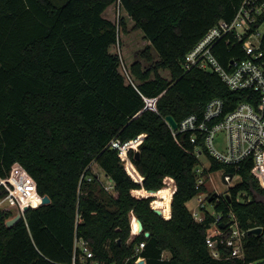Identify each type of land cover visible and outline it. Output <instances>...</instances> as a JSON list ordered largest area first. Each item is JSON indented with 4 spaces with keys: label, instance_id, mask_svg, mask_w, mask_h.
Wrapping results in <instances>:
<instances>
[{
    "label": "trees",
    "instance_id": "trees-1",
    "mask_svg": "<svg viewBox=\"0 0 264 264\" xmlns=\"http://www.w3.org/2000/svg\"><path fill=\"white\" fill-rule=\"evenodd\" d=\"M241 1L0 0V177L18 164L34 180L37 194L49 198L28 207L11 226L6 220L12 211L0 209V264H70L76 237L87 241L95 258L106 264H122L126 258L132 264L140 242L144 264L264 259V188L250 174V163L235 169L210 158L211 171L240 177L229 187V196L211 199L214 211L232 210L247 230L244 258H214L205 244L214 216L205 208L204 218L197 221L187 207L198 192L194 150L199 135L194 142L190 132L174 136L164 120L167 114L177 122L192 113L199 116L214 97L223 99L225 111L240 102L260 101L254 91L231 90L214 72L182 66L208 28L232 20ZM116 2L149 41L147 60L152 59L150 48L158 55L147 68L139 62L130 65L133 84L119 71V55L109 51L118 41V25L103 12ZM263 20L259 15L248 31ZM119 22L124 28L125 19ZM241 46L242 40L229 33L216 43L214 53L227 66L232 57L246 56ZM144 97H157L154 110L144 107ZM141 134L138 158L133 149L127 151L143 177L139 183L121 165L110 141L123 143ZM92 162L112 181L113 194L91 172ZM165 177L173 179L175 190L163 217L150 205L151 196L131 191L161 190ZM239 191L250 199L237 200ZM131 215L142 223L139 234L131 235ZM258 226L261 233H248ZM230 249L221 248L224 255Z\"/></svg>",
    "mask_w": 264,
    "mask_h": 264
},
{
    "label": "built area",
    "instance_id": "built-area-1",
    "mask_svg": "<svg viewBox=\"0 0 264 264\" xmlns=\"http://www.w3.org/2000/svg\"><path fill=\"white\" fill-rule=\"evenodd\" d=\"M259 15H264V0H242L232 20H219L209 27L205 34L186 53L182 62L185 70L197 67L216 73L231 90H250L261 95L260 101L256 105L250 102H240L228 111L224 110L223 99L219 97L211 98L206 102L201 115L189 114L180 122H177L176 130L170 128L174 136L176 132H190L192 142L195 141L196 135H199V147L196 146L194 150L198 158L194 167L195 187L198 189L194 196H196L197 205L192 211L190 210L193 218L197 221L204 218L205 204H211L213 207L214 203H211L209 199L218 202L223 197L229 196V187L240 179L238 174L219 170L226 189L224 191L218 190L213 183L212 173L215 171L210 170V158L232 165L235 169L240 168L243 163H250V174L264 188V52L261 49V37L264 33L261 26L264 24V20L256 30L248 31L251 25L257 21ZM229 33H232L238 41L242 40L241 47L246 56L244 58L232 57L225 66L214 53V46ZM244 36L246 37L243 39ZM125 77L127 82L133 84L130 74L126 73ZM144 100L145 108L155 109L157 97H144ZM220 132H224L225 138V144L221 145V149L215 145L216 136ZM143 136V134L138 135L123 143L117 139L110 141V146L118 150V155L123 160L124 167L125 161L129 159L127 156L128 149L138 150V145ZM129 162H131L130 159ZM15 165L19 166L18 164L13 166ZM19 167L23 172L16 174L11 168L6 177H0V209H16V214H20L22 217L25 211L24 208L36 207L37 204L33 205L29 201V195H37V193L34 180L21 166ZM138 177L139 180L136 182L141 183L143 177L140 174ZM209 183L210 186H208ZM111 187L113 189V184H111ZM140 189L138 191L150 195L147 194L149 191L143 188ZM27 190L28 193H26ZM142 196L137 195V197ZM245 196V191H239L236 199H250L249 195L247 198ZM151 206L156 209L154 204H151ZM211 214L215 219L210 224L205 237V244L210 255L214 258H244V237L247 230L240 225L236 214L232 210H228L225 214L215 211ZM161 215L166 217L162 212ZM132 217L130 218L131 235H136L140 232L133 227ZM220 223H223L224 226L220 227ZM223 245L231 248L226 255L221 250ZM143 246L144 242H140L135 247L136 257L132 264L145 263L144 257L139 254ZM164 256L166 254L162 253V257ZM76 257L79 264H106L103 260L95 258L87 241L77 237L74 240V252L70 264L76 263ZM128 259L126 258L122 264H128ZM247 264H264V259L250 261Z\"/></svg>",
    "mask_w": 264,
    "mask_h": 264
},
{
    "label": "rangeland",
    "instance_id": "rangeland-1",
    "mask_svg": "<svg viewBox=\"0 0 264 264\" xmlns=\"http://www.w3.org/2000/svg\"><path fill=\"white\" fill-rule=\"evenodd\" d=\"M103 16L114 21L118 25V41L111 45L109 48V51L112 53H116L120 57V66L119 71L123 75L125 81H126V73L130 74V65L134 62H139L143 68L149 67L154 61L158 59V55L156 51L153 48L148 49L150 52V55L152 57L151 60H147L146 58V47L149 46V41L144 37L143 32L138 29L134 28V22L126 15L125 11L120 7L119 3L116 2L115 4L109 5L104 13ZM125 19V25L124 28L119 22L120 19ZM261 30H264V24L261 26ZM160 74L166 78H170L169 72L166 69L159 70ZM132 77V75H130ZM133 78V77H132ZM135 81V80H134ZM221 135V138H220ZM216 147H219L221 149V145L225 144V138H224V132H220L216 136ZM218 140V141H217ZM90 170L91 172L97 177L100 185L110 194H113V189L111 187V184H113L105 175L103 170L100 168V166L96 162H92L90 164ZM125 168L126 171L132 176L133 179L139 180V173L136 172V168H134V165L129 162V159L125 161ZM13 171L16 174H19L23 172V170L15 165L12 167ZM24 174V173H23ZM212 179L213 183L220 191H224L226 189L225 184L223 183L220 175V171H215L212 173ZM210 186V183L208 184ZM29 188V187H28ZM174 181L171 177H165L164 178V186L161 188L159 193L157 195H146V193L142 191H138L137 189L132 190V194L135 196H151L153 199L150 203L153 204V201L155 200V208L159 207L157 209H160L161 212L164 214H168L170 211V200L171 196L174 192ZM94 192L98 195H102V192H100L97 188L94 189ZM142 192V195H141ZM28 193V190L26 191ZM37 193V192H36ZM37 198L33 196V194L29 195V201L33 203V205L42 204L44 196H40L37 194ZM157 196V197H156ZM264 199V198H263ZM39 203V204H38ZM35 205V206H37ZM197 200L196 196H193L188 202L187 207L189 210L192 211V209L196 208ZM205 208L210 212L213 213L214 209L211 204H205ZM13 216L16 215L17 210L12 209ZM12 216V217H13ZM132 217V216H130ZM135 224L138 223L137 221H134ZM166 254V252H165Z\"/></svg>",
    "mask_w": 264,
    "mask_h": 264
},
{
    "label": "water",
    "instance_id": "water-1",
    "mask_svg": "<svg viewBox=\"0 0 264 264\" xmlns=\"http://www.w3.org/2000/svg\"><path fill=\"white\" fill-rule=\"evenodd\" d=\"M164 120L166 121V123L169 125V127L171 129H173V130L177 129V126H178L177 121L175 120V118L171 114L165 115ZM138 156H139V151L135 150V158H138ZM121 165L124 166V163L122 162ZM149 191L154 192V190H149ZM209 200H211V199H209ZM48 201H49V198L47 196H44L43 203H47ZM24 209L26 210L27 208H24ZM154 210L157 214L161 215L160 209L156 208ZM20 217H21L20 214H16L15 216L7 219L6 225L7 226L13 225L15 222H17L20 219ZM223 226H224V224L220 223V227H223ZM138 230H139V232H141V230H142V223L139 219H138ZM261 230H262V228L258 226V227H254V228L249 229L248 233H257L258 234V233H261ZM148 234H149L148 232L145 233L146 236Z\"/></svg>",
    "mask_w": 264,
    "mask_h": 264
},
{
    "label": "bare ground",
    "instance_id": "bare-ground-1",
    "mask_svg": "<svg viewBox=\"0 0 264 264\" xmlns=\"http://www.w3.org/2000/svg\"><path fill=\"white\" fill-rule=\"evenodd\" d=\"M159 191H160V190H157V191H154V192L149 191V192H147V193H152V194L157 195V194L159 193ZM135 218H136V217L134 216V217H132V219H131V220H132V225H133V227L135 228V230L138 231V225H135V222H134V221H135ZM137 219H138V218H137Z\"/></svg>",
    "mask_w": 264,
    "mask_h": 264
},
{
    "label": "crops",
    "instance_id": "crops-1",
    "mask_svg": "<svg viewBox=\"0 0 264 264\" xmlns=\"http://www.w3.org/2000/svg\"><path fill=\"white\" fill-rule=\"evenodd\" d=\"M104 13V12H103ZM170 215V214H169ZM135 225H138V223H136Z\"/></svg>",
    "mask_w": 264,
    "mask_h": 264
}]
</instances>
